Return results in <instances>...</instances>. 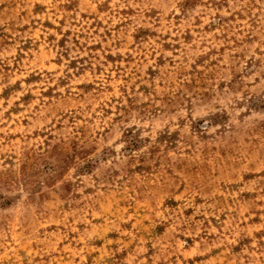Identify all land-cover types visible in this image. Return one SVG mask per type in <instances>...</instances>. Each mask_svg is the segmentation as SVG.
Returning a JSON list of instances; mask_svg holds the SVG:
<instances>
[{
	"label": "rangeland",
	"instance_id": "1",
	"mask_svg": "<svg viewBox=\"0 0 264 264\" xmlns=\"http://www.w3.org/2000/svg\"><path fill=\"white\" fill-rule=\"evenodd\" d=\"M0 264H264V0H0Z\"/></svg>",
	"mask_w": 264,
	"mask_h": 264
}]
</instances>
